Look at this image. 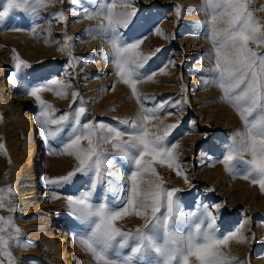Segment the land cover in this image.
<instances>
[{
    "label": "rangeland",
    "instance_id": "374dc122",
    "mask_svg": "<svg viewBox=\"0 0 264 264\" xmlns=\"http://www.w3.org/2000/svg\"><path fill=\"white\" fill-rule=\"evenodd\" d=\"M177 6L181 8L179 16ZM202 8L203 0H133V7L128 10H135L136 18L123 35L129 42H140L143 54L156 53L142 70L145 75L155 73L153 79H144L137 85L141 100L155 98L145 101V106L152 108L160 101H180L179 107L166 103L159 120L153 124L162 120L165 125H178L167 143L179 145L177 163L188 182L175 170L157 165L163 183L168 188L180 189L178 196L185 212L196 209L198 204L221 205L216 234L231 235L242 226L247 238L245 242L229 241L221 247V252L242 264H264V192L258 184L242 178L244 165L238 163L237 169L230 172L220 162L231 134L244 131V122L236 108L223 100L217 86L203 84L202 77L208 76L204 70L213 68L215 61L208 58L213 45L206 38L205 22L210 17ZM250 8L264 20V10H261L264 0H250ZM123 10L117 8V11ZM59 12H63L64 21L52 15ZM95 12L96 7L90 0H80L78 4H73L72 0L63 3L56 0L39 9L38 16L14 11L0 23V145H3L0 149V200L5 204L0 208V217L4 218L0 222L4 232L0 235L9 241L6 249L0 245L2 264H10L5 252L11 253L16 264H65L59 250L51 246L54 240L63 237L67 241L65 251L70 264H75L74 261L95 264L92 255L74 239L75 234L86 228L70 214L66 200L67 196H76L86 189L89 178L78 175L66 186L46 183L47 179L66 175L77 162L73 156L53 154L62 150V141L46 139L44 130L35 120L39 105L34 97L26 94L27 87L41 86L53 79L63 80L71 84L66 98L58 96L57 90L41 93L55 109L56 116L81 106L79 99L76 102L72 99L73 92H78L86 108L82 123L103 122L130 130L118 122L135 118L141 104L117 76L109 39L89 33L103 22V17ZM86 13H92L93 18H86ZM156 29L161 34L158 35ZM65 44L69 50L61 51ZM255 50L264 54V46ZM15 56L31 67L16 73ZM14 74L26 87L12 82ZM169 112L172 115H167ZM149 128L155 131L152 124ZM68 131L66 127L62 134L64 139ZM101 132L103 134L104 130ZM41 139L44 142H40ZM83 144L87 146V141ZM103 149L112 152V145L104 144ZM245 158L250 159V156ZM130 170L128 163L114 156L105 181L118 183L121 176L126 180ZM34 182L38 187L32 194ZM101 193L102 189L98 188L97 196ZM100 202L99 198L95 200V203ZM108 202L114 204L110 194ZM202 218L195 217L193 223ZM144 222L143 218L129 215L119 220L117 226L124 231H135ZM191 227L192 223H185L181 230L187 234Z\"/></svg>",
    "mask_w": 264,
    "mask_h": 264
},
{
    "label": "snow or ice",
    "instance_id": "6c2138e0",
    "mask_svg": "<svg viewBox=\"0 0 264 264\" xmlns=\"http://www.w3.org/2000/svg\"><path fill=\"white\" fill-rule=\"evenodd\" d=\"M54 2L56 0H0V23L14 11L38 16L39 9ZM90 2L96 7L95 14L103 17V22L89 33L109 39L117 76L131 89V94L141 104V111L135 118L118 122L127 126L129 131L107 126L103 122L82 123L86 108L78 92H73L72 99L73 102L79 99L81 106L59 116L41 96L45 91L57 90L58 96L66 98L70 83L53 79L44 85L26 88V94L34 97L39 105L40 111L35 120L44 130L46 139L62 141V150L53 154H67L77 162L66 175L47 179L46 183L66 186L72 184L78 175L89 178L86 189L76 196L66 197L70 214L86 228L75 234L74 239L92 255L95 264H242L238 259H228L221 252V247L231 240L246 241L242 226L231 235L218 236L216 220L221 205L198 204L196 209L185 212L178 196L180 189L166 187L156 169L157 165L167 166L177 175H184L177 163L176 149L179 145L167 143L178 125H165L162 120L153 124V121L159 120L166 103L179 107L180 101H160L149 108L145 106V101H154L155 98L141 100L137 85L144 79H153L155 73L145 75L142 70L156 53L145 55L140 51V42H129L124 38V31L136 18V11L128 10L133 7V0ZM72 3L78 4L80 0H72ZM118 7L124 10L117 11ZM201 10L210 17L205 22L208 28L206 38L213 45V52L208 58L215 61L213 68L204 70L208 76L202 77L203 84L205 87L217 86L223 93V100L236 108L244 122V131L231 134L220 162L230 172L237 169L238 163L244 165L242 178L258 184L264 192V54L255 50L264 46V20L250 8V0H203ZM176 13L178 16L181 14L179 6ZM52 15L60 21L65 20L63 12ZM86 18H93V14L86 13ZM156 32L161 34L159 29ZM60 50H69L68 45ZM159 51L156 49V52ZM14 59L16 73L31 67L18 56ZM160 72L167 74L163 69ZM12 82L18 87H26L15 74ZM149 124L155 131L149 128ZM66 127L69 131L64 139L62 134ZM101 130H104L103 134ZM84 141H87V146H84ZM108 143L112 145V152L103 149V145ZM2 148L3 145H0ZM246 155L250 159H246ZM114 156H119L131 168L127 179L118 177V183L105 181L109 175L108 168L114 164ZM184 179L188 182L186 175ZM98 188L102 189L99 197ZM109 194L114 197V204L108 202ZM97 198L101 199L100 203H95ZM4 207L0 200V208ZM9 211L14 212V209L9 208ZM129 215L143 218V226L135 231H124L118 227L117 222ZM197 216L203 218L193 223ZM3 219L0 217V222ZM185 223H192L187 234L181 230ZM16 231L19 232L18 227ZM2 232L4 229L0 228ZM8 244L9 241L0 235V245L6 249ZM5 255L10 264H16L10 252H5Z\"/></svg>",
    "mask_w": 264,
    "mask_h": 264
},
{
    "label": "bare ground",
    "instance_id": "6f19581e",
    "mask_svg": "<svg viewBox=\"0 0 264 264\" xmlns=\"http://www.w3.org/2000/svg\"><path fill=\"white\" fill-rule=\"evenodd\" d=\"M2 95V94H1ZM40 142H44V140L43 139H41L40 140ZM43 179V178H42ZM32 181H34V179H32ZM36 187H38L37 185H36V182H34V186H33V192H32V194H34L35 193V188ZM38 206V209L40 210V204H38L37 205ZM43 207V206H42ZM37 209V210H38ZM50 237H52V236H50ZM53 240V239H52ZM66 242L67 241H65V237H63V238H60L59 240H54L53 242H52V245L51 246H53V248L54 249H58L59 250V254H60V257H61V259L65 262V264L66 263H68V264H70V261L68 262V258H67V254H66V251H65V245H66ZM73 262V261H72ZM74 263L75 264H82L80 261H74Z\"/></svg>",
    "mask_w": 264,
    "mask_h": 264
}]
</instances>
